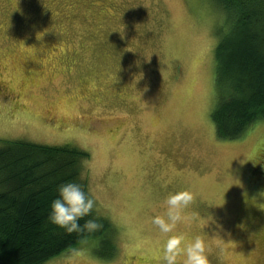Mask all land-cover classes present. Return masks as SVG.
I'll return each mask as SVG.
<instances>
[{
  "label": "rangeland",
  "instance_id": "obj_1",
  "mask_svg": "<svg viewBox=\"0 0 264 264\" xmlns=\"http://www.w3.org/2000/svg\"><path fill=\"white\" fill-rule=\"evenodd\" d=\"M213 0H0V141L86 151L95 239L44 264H164L169 236L199 237L207 264H264V119L216 133ZM192 200L171 233L152 223L169 193ZM183 254L177 264H183Z\"/></svg>",
  "mask_w": 264,
  "mask_h": 264
},
{
  "label": "trees",
  "instance_id": "obj_2",
  "mask_svg": "<svg viewBox=\"0 0 264 264\" xmlns=\"http://www.w3.org/2000/svg\"><path fill=\"white\" fill-rule=\"evenodd\" d=\"M226 13L229 29L216 48L217 104L211 118L218 137L238 139L264 119V0H213ZM86 151L26 141H0V264H44L87 240L94 252H116L113 224L93 212L95 231L68 233L49 220L60 184L80 183Z\"/></svg>",
  "mask_w": 264,
  "mask_h": 264
},
{
  "label": "clouds",
  "instance_id": "obj_3",
  "mask_svg": "<svg viewBox=\"0 0 264 264\" xmlns=\"http://www.w3.org/2000/svg\"><path fill=\"white\" fill-rule=\"evenodd\" d=\"M58 195L51 203L49 220L51 223L65 229L68 233L95 231L101 225L96 220H85L84 224L79 223L84 217L89 216L94 209L95 201L90 192L85 191L80 183L67 182L59 185ZM192 197L187 191L169 193L164 200L165 213L156 215L152 223L156 225L161 233H171L178 221L182 219L181 212L191 202ZM182 238L169 236L164 244V264H177V256L183 254V264H207L205 247L199 237L186 247L181 249Z\"/></svg>",
  "mask_w": 264,
  "mask_h": 264
}]
</instances>
